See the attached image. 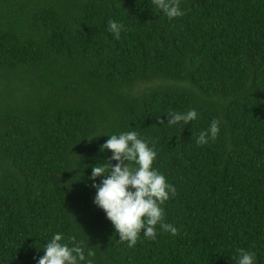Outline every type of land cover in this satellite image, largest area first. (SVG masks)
<instances>
[{"label": "trees", "instance_id": "1", "mask_svg": "<svg viewBox=\"0 0 264 264\" xmlns=\"http://www.w3.org/2000/svg\"><path fill=\"white\" fill-rule=\"evenodd\" d=\"M181 7L170 21L148 0H0V264H36L57 232L91 264H237L240 248L264 264V0ZM213 119L217 138L197 145ZM127 131L157 150L179 230L132 248L88 179L105 134Z\"/></svg>", "mask_w": 264, "mask_h": 264}, {"label": "clouds", "instance_id": "2", "mask_svg": "<svg viewBox=\"0 0 264 264\" xmlns=\"http://www.w3.org/2000/svg\"><path fill=\"white\" fill-rule=\"evenodd\" d=\"M151 9L155 8L168 20L182 17L184 9L181 0H148ZM124 25L110 20L107 30L119 39ZM167 124H189L198 119V112L190 109L185 112L167 113ZM220 131V121L213 119L207 129L197 136L199 146L214 141ZM108 139L100 145V152L110 151L107 162L91 165V188L95 189L93 203L101 209L111 222L121 241H126L132 248L141 233L148 239L155 240L157 226L162 232L175 236L178 228L172 223H165V209L162 205L176 194V188L167 181L165 175L153 167L157 150L150 142L136 131L120 132L107 135ZM101 135H92L91 139ZM115 161L116 163H112ZM81 163V162H80ZM89 167V165H87ZM84 167V168H87ZM81 169L74 166L69 171ZM81 172V171H80ZM80 172H77L80 173ZM99 178V182H97ZM43 255L36 264H91L83 241L70 236L65 240L63 233H54L43 245ZM35 259V258H34ZM237 264H257L254 251L237 249Z\"/></svg>", "mask_w": 264, "mask_h": 264}]
</instances>
